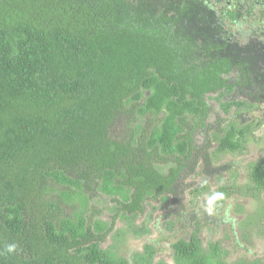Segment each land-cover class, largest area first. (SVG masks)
Masks as SVG:
<instances>
[{
	"label": "trees",
	"instance_id": "trees-1",
	"mask_svg": "<svg viewBox=\"0 0 264 264\" xmlns=\"http://www.w3.org/2000/svg\"><path fill=\"white\" fill-rule=\"evenodd\" d=\"M214 4L0 0V264H127L102 248L117 220L168 198L181 264H224L222 243L203 252L201 231H234L235 219L228 205L208 222L204 195L260 203L250 220L264 239V155L224 161L261 142L264 19L239 3L218 16ZM213 100L225 129L208 123Z\"/></svg>",
	"mask_w": 264,
	"mask_h": 264
},
{
	"label": "rangeland",
	"instance_id": "rangeland-1",
	"mask_svg": "<svg viewBox=\"0 0 264 264\" xmlns=\"http://www.w3.org/2000/svg\"><path fill=\"white\" fill-rule=\"evenodd\" d=\"M212 106L214 109L208 123L214 129H225V126L218 122L219 118H226L225 115L220 112L218 103L216 104L215 100H213ZM197 137L198 141L202 143V135L198 133ZM256 138L261 141L259 144H251L249 151L247 150L243 154L227 157L224 161L230 164L241 163L245 155L248 164L250 160L256 161L258 158L263 157L264 142L262 140L264 138V128L256 133ZM245 174V165L236 167L231 172V176L234 175L235 178H239L238 183L245 182ZM194 176L192 175L187 180V183L199 186L202 183V179L200 177L195 178ZM230 182L229 175L226 173L224 183L220 184L226 186ZM216 188L217 184L213 183L210 189L211 195L217 191ZM230 196V198H225L219 206L213 204L217 197L216 194L213 200L209 199V196L205 197V195L201 198L202 201L204 200V212L206 210L210 211L208 222L213 221L218 223V219L225 215L226 209L229 206H231L228 210L229 215L235 219L234 231H232L229 225L225 224L220 225L219 234L215 232V235L213 227L202 229L201 239L203 242L201 248L203 252L209 253L211 244H219L221 242L224 250L227 252V255L221 256V261L224 264L262 263L264 261V239L258 237L256 227L250 220V217L255 216L254 213L256 211H260L261 208L259 209V206L261 204L253 201L250 202L247 198L241 199L239 197L238 200H233V197L237 196L235 194H230ZM185 198L190 202L192 195H189V192H187ZM105 199L110 201V198L105 197ZM100 202L99 207L104 212L101 220L105 223H110L114 215L110 210L113 205L109 203L108 206L103 200H100ZM173 203V198H168L167 201H152L150 204H146L143 214H138L135 217H120L116 222L115 229L102 248L115 254L118 258L124 259L127 264H134L140 258L149 260V264H181L177 261L175 251L172 248L175 232L168 227L166 219L172 209L174 211L177 209V206ZM104 207L107 208L105 209ZM213 226H216L217 230V224ZM168 228L170 231H168ZM234 232L235 234L233 235ZM221 251L223 252V250Z\"/></svg>",
	"mask_w": 264,
	"mask_h": 264
},
{
	"label": "flooded vegetation",
	"instance_id": "flooded-vegetation-1",
	"mask_svg": "<svg viewBox=\"0 0 264 264\" xmlns=\"http://www.w3.org/2000/svg\"><path fill=\"white\" fill-rule=\"evenodd\" d=\"M234 2V3H233ZM239 3V6H238ZM237 6L241 10L242 14H253L261 15L264 19V0H240L236 3V0H215L214 7L212 8L216 15L225 14L222 10L235 11ZM246 12V13H245ZM250 15V14H249Z\"/></svg>",
	"mask_w": 264,
	"mask_h": 264
},
{
	"label": "bare ground",
	"instance_id": "bare-ground-1",
	"mask_svg": "<svg viewBox=\"0 0 264 264\" xmlns=\"http://www.w3.org/2000/svg\"><path fill=\"white\" fill-rule=\"evenodd\" d=\"M179 8V7H178ZM250 10V9H249ZM199 12V11H198ZM222 12H223V10H222ZM237 12H238V10H237ZM227 13V12H226ZM235 13V12H234ZM232 18V17H231ZM198 31V30H197ZM186 36V35H185ZM188 36V35H187ZM189 41V40H188ZM186 45V44H185ZM197 45V44H196ZM200 45V44H199ZM186 49V48H185ZM183 58V57H182ZM206 60V59H205ZM196 65V64H195ZM139 71V70H138ZM136 76V75H135ZM145 76V75H144ZM156 78V77H155ZM148 80V79H147ZM152 80V79H151ZM155 80V79H154ZM144 82H145V80H144ZM144 82H143V84H144ZM148 82H149V80H148ZM152 82V81H151ZM185 82V81H184ZM158 83V82H157ZM216 83V82H215ZM151 84V83H150ZM219 84V83H218ZM160 85V84H159ZM162 85V84H161ZM148 86V85H147ZM213 86H215V85H213ZM218 86V85H217ZM162 87V86H161ZM172 88V87H171ZM188 90V89H187ZM157 91V90H156ZM161 91V90H160ZM189 92V91H188ZM212 92V91H211ZM161 95V94H160ZM137 96V95H136ZM153 98V97H152ZM151 98V99H152ZM188 104V103H187ZM178 105H176V107H177ZM181 110V109H180ZM97 117V116H96ZM193 120V119H192ZM186 125V124H185ZM116 126V125H115ZM165 129H167V128H165ZM166 131V130H165ZM166 132H168V131H166ZM164 134V133H163ZM168 135V134H167ZM165 136V135H164ZM163 136V138H165ZM169 138V137H168ZM163 140V139H162ZM169 140V139H168ZM165 141V140H164ZM167 142V141H166ZM183 144V143H182ZM179 148V147H178ZM72 151V150H71ZM180 151V150H179ZM61 159V158H60ZM141 159V158H140ZM77 172V171H76ZM107 172V171H106ZM63 174V173H62ZM114 176V175H113ZM112 176V177H113ZM61 177V176H60ZM59 177V178H60ZM63 179V178H62ZM67 181V180H66ZM97 184V183H96ZM262 195V194H261ZM133 203V202H132ZM61 208V207H60ZM52 213V212H51ZM59 214V213H58ZM115 216V215H114ZM261 222V221H260ZM52 225V224H51ZM51 225H49V226H51ZM105 234V233H104ZM59 236H61V235H59ZM262 245V244H261ZM63 249V248H62ZM61 252V251H60ZM243 252V251H242ZM249 252V251H248ZM57 253V252H56ZM252 254H253V252H252ZM84 256V255H83ZM98 256V255H97ZM235 257V256H234ZM232 260V259H231ZM88 260H86V262H87Z\"/></svg>",
	"mask_w": 264,
	"mask_h": 264
},
{
	"label": "clouds",
	"instance_id": "clouds-1",
	"mask_svg": "<svg viewBox=\"0 0 264 264\" xmlns=\"http://www.w3.org/2000/svg\"><path fill=\"white\" fill-rule=\"evenodd\" d=\"M12 250V248H11V246L9 247V251H11Z\"/></svg>",
	"mask_w": 264,
	"mask_h": 264
}]
</instances>
